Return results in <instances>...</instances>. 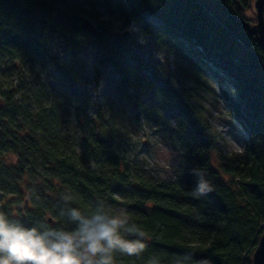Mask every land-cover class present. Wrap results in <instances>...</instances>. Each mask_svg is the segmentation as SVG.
Listing matches in <instances>:
<instances>
[{
  "label": "trees",
  "instance_id": "1",
  "mask_svg": "<svg viewBox=\"0 0 264 264\" xmlns=\"http://www.w3.org/2000/svg\"><path fill=\"white\" fill-rule=\"evenodd\" d=\"M253 1L219 0L211 6L208 0H84L86 7L69 0H0V211L27 228L71 232L72 208L85 216L100 205L109 214L125 208L145 233L147 247L139 257L114 253V264H183L187 253L193 264H252L264 232V50L240 19L248 20L243 15ZM98 6L105 7L107 20ZM144 14L157 17L170 42L207 60L233 85L231 110L246 134L238 155L227 159L218 151L215 164L211 135L178 123L179 178L146 177L103 135L102 113L109 105H94L90 118L88 99L42 82L36 73L29 81L19 77L21 64L29 62L62 71L51 38L79 51L91 45L98 53L94 79L97 68L110 69L118 77L117 95L143 108L136 94L152 89L155 79L143 74L147 65L133 49L132 36L119 30L144 23ZM81 16L96 32L82 29ZM208 26L217 34L210 36ZM143 31L157 37L145 25ZM226 34L246 47L244 59L215 39ZM156 90L170 108L176 104L182 111L171 85ZM155 120L162 126L158 116ZM193 168L202 169L213 188L206 196L191 195Z\"/></svg>",
  "mask_w": 264,
  "mask_h": 264
},
{
  "label": "rangeland",
  "instance_id": "2",
  "mask_svg": "<svg viewBox=\"0 0 264 264\" xmlns=\"http://www.w3.org/2000/svg\"><path fill=\"white\" fill-rule=\"evenodd\" d=\"M69 1L87 7L84 0ZM208 1L214 6L219 0ZM253 2L251 10L245 11L243 16L255 21ZM155 7L159 9L158 5ZM97 12L102 19L107 20L105 7L98 6ZM144 25L157 37L145 34ZM207 28L211 36L214 31L209 26ZM119 32L132 36L133 49L147 65L143 74L151 81L155 79L152 89L141 90L136 94L143 108L137 109L117 95L113 83L118 77L110 69L97 68L99 79H94L93 70L98 53L91 45L79 51L60 46L57 39L51 38L53 40L50 39L49 47L62 63V71H56L51 64L39 67L29 62L21 64L19 77L29 81L32 74L36 73L42 82L64 86L79 99H88L90 108L86 114L90 118L95 113L94 105H109L110 109L102 113L103 135L111 138L131 165L146 177L164 181L179 178L181 159L175 138L178 123L202 129L211 135L212 160L215 164L219 161L218 151L227 159L238 155L246 134L231 110V101L236 97L233 85L207 60L190 52L186 46L170 42L157 17L144 14V23L132 22L126 30L120 29ZM221 37L217 35L215 39L226 50L232 51L236 59L245 58L247 49L244 45L237 44L229 34L224 40H220ZM165 85H171L178 94L182 111L177 109L176 104L170 108L160 99L156 87ZM151 109L154 112L150 113ZM157 116L162 126L156 123Z\"/></svg>",
  "mask_w": 264,
  "mask_h": 264
},
{
  "label": "clouds",
  "instance_id": "3",
  "mask_svg": "<svg viewBox=\"0 0 264 264\" xmlns=\"http://www.w3.org/2000/svg\"><path fill=\"white\" fill-rule=\"evenodd\" d=\"M191 174L196 177V187L191 193L194 198L213 191L202 169L193 168ZM68 216L76 222L74 231L46 225L43 231H38L36 227L27 228L10 220L0 211V264H114V253L139 257L147 247L145 233L130 221L125 208L109 214L100 205L87 216L72 208ZM122 232L135 238H126ZM183 264H193L190 253L184 254Z\"/></svg>",
  "mask_w": 264,
  "mask_h": 264
},
{
  "label": "water",
  "instance_id": "4",
  "mask_svg": "<svg viewBox=\"0 0 264 264\" xmlns=\"http://www.w3.org/2000/svg\"><path fill=\"white\" fill-rule=\"evenodd\" d=\"M255 22L250 23L248 20L240 19L241 25L245 30L257 37L259 43L264 50V0H254ZM82 29L89 33L96 32V28L92 22L85 16L80 17ZM252 264H264V232L259 236L256 246L251 254Z\"/></svg>",
  "mask_w": 264,
  "mask_h": 264
},
{
  "label": "flooded vegetation",
  "instance_id": "5",
  "mask_svg": "<svg viewBox=\"0 0 264 264\" xmlns=\"http://www.w3.org/2000/svg\"><path fill=\"white\" fill-rule=\"evenodd\" d=\"M248 21H249L250 23H254V22H255L254 19H253V20L248 19Z\"/></svg>",
  "mask_w": 264,
  "mask_h": 264
}]
</instances>
